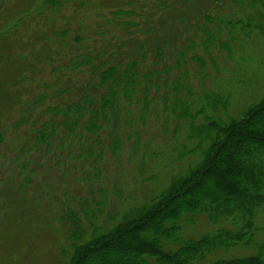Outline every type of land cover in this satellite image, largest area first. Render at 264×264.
I'll return each mask as SVG.
<instances>
[{"label":"rangeland","instance_id":"rangeland-1","mask_svg":"<svg viewBox=\"0 0 264 264\" xmlns=\"http://www.w3.org/2000/svg\"><path fill=\"white\" fill-rule=\"evenodd\" d=\"M38 1L0 0V264H69L74 244L199 161L215 127L208 118L226 121L264 96V4L64 0L58 11L41 2L50 10L40 19ZM112 52L129 63L130 100L96 91L93 99H113L112 107L95 105L72 134L62 121L75 114L65 109L80 99L74 85L87 87L93 71L70 65L87 57L95 65ZM32 66L39 70L21 79ZM41 84L62 94L34 104ZM53 107L60 113L51 115ZM90 119L97 130L82 127ZM259 180L264 194V175ZM253 212V243L221 257L255 254L264 244V206ZM240 226L234 215L212 225L200 213L184 233Z\"/></svg>","mask_w":264,"mask_h":264},{"label":"trees","instance_id":"trees-1","mask_svg":"<svg viewBox=\"0 0 264 264\" xmlns=\"http://www.w3.org/2000/svg\"><path fill=\"white\" fill-rule=\"evenodd\" d=\"M246 1L248 9L264 4V0ZM41 2L55 6L57 11L64 4V0L38 1L41 11L39 7L36 9L41 12V15H37L40 19L47 16L50 10L43 9ZM92 8L90 10L100 11L96 7ZM47 54V57H51L49 51ZM98 54L96 52L93 56ZM48 62L44 60L43 64ZM82 62L71 64L70 67L73 71H79V67L84 65L93 74L86 81L87 87H73L81 95L78 101L65 109V112L73 111L75 114L71 122L63 118L62 124L67 126L69 132H72L73 127L80 126V119L86 112L91 117L96 114L95 105L104 102L102 108L112 107L113 99L96 102L92 96L96 91L102 88L107 93L112 91L114 98L115 94L126 97L128 91L132 90V77L129 78L125 73L129 63H125L119 53L116 57L112 52L95 65L91 57ZM38 70L35 66L24 69L21 79H26L27 73ZM22 84L24 92L28 87L23 81ZM40 87L44 90L36 93L34 104H41L45 98L62 94H48L46 84ZM106 94H103V98ZM125 100L129 101L130 98L126 97ZM50 113L58 114L60 111L53 107ZM208 119L215 127L213 133L208 134L207 147H199L201 150L197 148L201 154L199 161L184 174L172 177L169 185L149 198L147 203L134 207L131 213H123L107 230L100 233L94 231L88 239L74 244L69 264H264V244L255 254L232 255L231 258L219 254L223 249L253 243L256 232L251 221L253 210L264 206V194L259 185V177L264 175V96L236 117L226 121L213 117ZM82 127L86 131L97 130L95 121L91 119ZM196 132L199 133L198 130ZM200 213L206 214L212 225H216L220 217L225 219L234 215L241 221V226L234 231L217 227L198 237L186 235L185 225L192 224L194 217Z\"/></svg>","mask_w":264,"mask_h":264}]
</instances>
